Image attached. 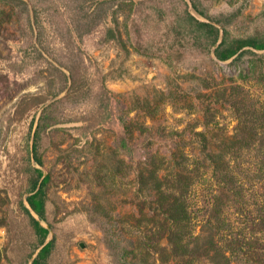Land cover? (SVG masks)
<instances>
[{
	"label": "rangeland",
	"instance_id": "374dc122",
	"mask_svg": "<svg viewBox=\"0 0 264 264\" xmlns=\"http://www.w3.org/2000/svg\"><path fill=\"white\" fill-rule=\"evenodd\" d=\"M18 1L0 0V264L38 252L33 168L48 264H115L106 239L130 264H237L231 239L264 263V50L214 55L224 31L264 39V0Z\"/></svg>",
	"mask_w": 264,
	"mask_h": 264
},
{
	"label": "trees",
	"instance_id": "16d2710c",
	"mask_svg": "<svg viewBox=\"0 0 264 264\" xmlns=\"http://www.w3.org/2000/svg\"><path fill=\"white\" fill-rule=\"evenodd\" d=\"M12 2L17 4L25 5L22 1L12 0ZM195 9V8H194ZM196 10V9H195ZM197 11V10H196ZM190 21H192L196 26L205 29L209 34L213 35V43L217 41L218 38V29L213 27L208 23H202L194 19L190 16ZM107 37L114 38V32L110 29L107 30ZM246 47H251L255 50H264V39L263 40H253V39H228L227 32H223V37L217 48L214 50V55L219 61H226L237 55L239 51ZM25 100V99H24ZM42 103V101L36 102ZM24 113V112H22ZM125 141H121V145L124 146ZM32 153H33V160L36 164L41 165L40 158L37 155V132L35 133L34 142L32 145ZM34 173V178L30 181V187L28 189L29 195L25 198L26 204L28 208L23 206L22 201L19 203V207L26 215L29 226L32 230V234L34 235L35 240L32 244V249L30 253L27 254V259H30L33 253L38 250L36 256L32 259L30 264H48V260L53 249V240H50L45 243L48 229L43 227L39 221L34 219L30 212L34 213L39 219L44 218V209H45V187L49 182V175H43L42 171L39 169H32ZM174 198V197H173ZM172 204H176L178 201L176 198L173 199ZM173 206V205H172ZM183 210L184 209V205ZM181 208V207H180ZM179 208V209H180ZM176 212V211H175ZM177 214H184V212H176ZM186 214V212H185ZM264 217V216H263ZM169 221V220H167ZM262 225H264V220L262 221ZM178 237V235H177ZM170 239V238H169ZM178 239V238H177ZM180 240V238H179ZM171 241V240H170ZM159 241H155L153 245L148 242L139 243V247L141 248H156ZM229 247L228 252L230 257H235L237 264H259V261H254V256L258 253V248L253 246H249L247 244L242 243L240 240L231 239L228 241ZM105 245L107 249L110 251L112 256V260L115 264H130L127 259V246L121 247L119 242L113 241L112 239H106ZM130 246L132 243L129 244ZM262 248H259L261 250ZM177 254V253H176ZM263 256L261 254L259 257ZM264 264V263H262Z\"/></svg>",
	"mask_w": 264,
	"mask_h": 264
},
{
	"label": "water",
	"instance_id": "95a60500",
	"mask_svg": "<svg viewBox=\"0 0 264 264\" xmlns=\"http://www.w3.org/2000/svg\"><path fill=\"white\" fill-rule=\"evenodd\" d=\"M45 175V174H44Z\"/></svg>",
	"mask_w": 264,
	"mask_h": 264
}]
</instances>
